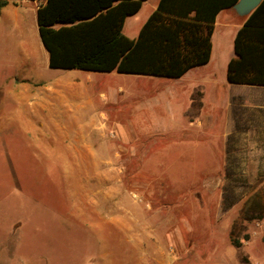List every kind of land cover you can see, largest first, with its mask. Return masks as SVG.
Masks as SVG:
<instances>
[{
    "label": "rangeland",
    "instance_id": "374dc122",
    "mask_svg": "<svg viewBox=\"0 0 264 264\" xmlns=\"http://www.w3.org/2000/svg\"><path fill=\"white\" fill-rule=\"evenodd\" d=\"M145 12L144 8L126 20L125 36H137L147 19L142 21ZM1 50L0 264H264V191H251L241 175L230 177L221 191L198 186L209 177L187 170L194 163L197 168L193 154L200 149L190 150L187 159H177L180 146L170 143L176 136L164 126L171 125V117L186 104V88L192 86L187 79L206 70V65L184 76V93L160 77L113 73V78L45 68L52 81L71 73L83 78L91 74L98 104L92 116L105 120L100 118L101 127L89 120L86 126H77L61 113L55 115L56 102L48 120L39 121L31 96L19 93L22 80L37 78L34 62H21L17 49ZM211 69L217 86L204 98L218 110L223 104L219 82L225 66L215 61ZM133 81L150 82L142 86L148 101L137 107L140 111H131L135 100L120 101L117 93ZM164 82H171L167 84L171 87L152 97ZM163 93L171 100L156 107ZM116 121L134 140L139 138V144L121 143L113 127ZM226 149L235 155L241 152L229 143ZM238 159L227 162L230 173L233 167L240 173ZM200 179L202 183L196 184ZM222 201L231 207L224 210ZM215 216L232 221L228 238L239 244L236 251L222 230L212 231ZM175 232L185 243L193 240L176 260L166 255Z\"/></svg>",
    "mask_w": 264,
    "mask_h": 264
},
{
    "label": "crops",
    "instance_id": "0c3cea01",
    "mask_svg": "<svg viewBox=\"0 0 264 264\" xmlns=\"http://www.w3.org/2000/svg\"><path fill=\"white\" fill-rule=\"evenodd\" d=\"M5 1H7V4L0 8V56L4 54L1 49L11 47L18 50L21 62H34V66L37 68V78L22 80L23 88L19 93L31 96L33 101L31 103L35 107L33 109L35 117L39 121L48 120L49 114L53 112L52 107L55 105L53 102H56L59 105L56 116L61 113L67 120L76 121L77 126H86L90 122L101 127L99 126L100 118L104 120L105 118L103 116H97L96 118L92 116L93 114L96 115L93 110L98 109V104L97 99L93 98L94 87L91 86L89 78L91 74H86L85 78L78 73L64 74V77L56 78L52 81L50 73H44L45 68H48V70L51 68L48 65V54L39 37L36 21V12L41 2L30 0ZM155 1L148 0L144 2L141 9L133 16H136L145 8L146 12L142 17V21L146 19L155 9ZM245 17L237 15L233 9L224 10L216 16L211 37L210 60L206 64V70L195 72L189 77V80L187 79V82H192V86L190 88L187 87L188 90L186 88V97L184 94L181 95L182 99L183 97L186 98V104L181 107L178 113L171 117V125L164 124L168 129L171 128L172 132L169 131L171 132L170 135L176 136V140L170 143L180 146L177 159L181 157L187 159L188 156H191L190 150L200 149L197 155V150L193 154L194 160L198 164L197 168H195L196 165L194 163L192 167L188 168L187 172L197 177H209L203 185H198L208 192L221 191L224 182L230 177L240 175L245 178V185L250 186L251 191H264V85L234 84L226 80L227 64L230 60L237 58L233 48V40L237 31L243 27L242 24ZM126 20L122 32H124ZM127 37L130 39L136 38V36ZM215 61L223 63L225 66V76L219 82L220 89L222 88L221 91H223V104L218 110L208 102H205L204 98L205 94L209 93L210 90L214 93L217 86V81L211 72V64ZM194 68L188 70L180 78L169 79L175 84L173 88L178 92L184 93V76L189 74ZM100 74H111V77L116 78L113 73ZM140 79L147 80L146 78ZM172 80H178L180 84L178 81ZM171 82H164L165 84L158 86L159 90L150 95L159 97L157 93L162 92L166 87H171L167 85ZM148 83L133 81L129 83L128 89L125 91L122 90L120 92V88H118L117 93L122 96L120 101L135 100L131 111H140L141 107H137L148 101V95L143 93L142 87L143 84ZM170 100L171 98L169 99L163 93L161 99L158 98L155 106H163L165 102ZM55 115L53 116L55 117ZM88 120L89 122H87ZM113 127L118 133L117 139L124 145L135 146L139 144V138L134 140L130 136L129 131L124 130L125 128L122 127L119 121L113 123ZM139 141L143 143L141 140ZM228 143L233 144L236 148H241L240 154L235 155V153H232V155L227 152ZM182 145H187L185 151L181 148ZM236 159L241 160L242 169L239 174H237L240 170L238 167H233L232 173L228 171V168L232 167H228L227 162ZM179 172L183 173L186 171H182L180 168ZM189 182L186 184L189 185ZM191 183H194V181ZM200 183H202V179L198 180L196 184ZM187 189L189 191L191 188ZM194 190L199 191L200 189L195 188ZM219 198L220 194L216 196L217 202ZM215 207H217V204H214ZM219 220L220 217L215 216L214 221L210 222L213 226V228L211 226L212 231L219 232L222 230V235L226 238L227 243L236 251L237 248L233 243H230L228 238L232 230V221L227 222L225 218H222L221 221ZM207 224L210 225L209 223ZM172 237L174 245L173 247H168L166 255L176 260L178 256L188 251L193 240H188L185 243L176 232Z\"/></svg>",
    "mask_w": 264,
    "mask_h": 264
},
{
    "label": "trees",
    "instance_id": "16d2710c",
    "mask_svg": "<svg viewBox=\"0 0 264 264\" xmlns=\"http://www.w3.org/2000/svg\"><path fill=\"white\" fill-rule=\"evenodd\" d=\"M30 1L41 2L36 21L51 69L177 79L209 62L216 16L238 0H156L134 39L122 33L124 22L148 0ZM242 25L226 80L264 85V0Z\"/></svg>",
    "mask_w": 264,
    "mask_h": 264
},
{
    "label": "water",
    "instance_id": "95a60500",
    "mask_svg": "<svg viewBox=\"0 0 264 264\" xmlns=\"http://www.w3.org/2000/svg\"><path fill=\"white\" fill-rule=\"evenodd\" d=\"M262 0H238L232 7L234 12L245 17L249 15L261 2Z\"/></svg>",
    "mask_w": 264,
    "mask_h": 264
}]
</instances>
